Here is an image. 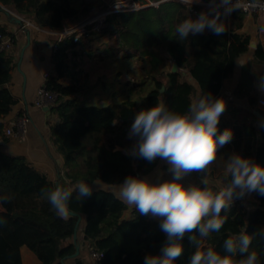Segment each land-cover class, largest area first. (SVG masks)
Here are the masks:
<instances>
[{"label": "trees", "instance_id": "obj_1", "mask_svg": "<svg viewBox=\"0 0 264 264\" xmlns=\"http://www.w3.org/2000/svg\"><path fill=\"white\" fill-rule=\"evenodd\" d=\"M98 5L99 0H0V14L2 8H7L35 27L59 32L64 20L87 18ZM206 7L207 0L203 5L193 4L191 10L197 15ZM188 12L187 5L173 1L116 12L106 17L100 32L89 34L87 43H74L71 37L55 42L54 71L44 85L57 95L50 111L57 114L58 120L49 126V131L50 142L63 164L58 181L54 182L24 156H9L0 150V196L10 198L0 203V264H22L23 246L35 255L39 264H86L79 256L70 258L75 253L73 235L78 218L58 217L41 189L58 184L75 189L80 181L115 186L128 175L145 177L155 168L157 160L149 163L129 154L136 140L128 136L135 115L156 105L157 98L163 99L170 109L184 112L201 91L219 97L237 59L249 49L250 37L239 34L245 15L240 10L233 11L225 20L227 31L219 36L205 30L195 36L189 34L183 42L170 39L175 25ZM23 26L18 25L17 31ZM0 36L10 38L14 50L15 36L5 28H0ZM103 36L111 43L105 51L110 52L111 47L121 51L114 63L125 66L124 72L131 74L128 69L135 60L142 63L144 73L139 75L137 85L118 79L108 87L106 81H98L87 89L86 74L80 83L78 74L82 71L70 59ZM79 46L82 49L77 50ZM168 61L182 72L165 71ZM14 68V55L0 50V121L16 104L7 88ZM260 76H264V51L257 45L253 59L241 67L234 91L238 98L247 97L248 106H229L226 109L229 116L220 117L217 136L225 129H230L233 136L219 149L216 162L209 168L210 174L219 173L222 177L227 157L234 152L264 166V125L255 127L252 122V111L262 91L258 86ZM95 87H100L105 99L94 101L93 97H98L92 91ZM4 136L0 123V138ZM230 179L227 175L225 185ZM77 194L78 189L72 194L69 210L81 216L77 233L82 226L88 247L103 255L95 264H144L146 255L160 254L166 234L161 231L159 221L139 214L136 209L131 219H123L127 207L109 191L92 190L91 196L80 201ZM253 194L256 203H247L245 211L236 203L222 211L221 215L227 212L224 226L204 241L206 246L222 251L228 235H238L244 230L252 234L264 228V196ZM189 235L180 241L183 252L174 264H190L195 249ZM249 250L256 251L259 264H264V239L254 236Z\"/></svg>", "mask_w": 264, "mask_h": 264}, {"label": "clouds", "instance_id": "obj_2", "mask_svg": "<svg viewBox=\"0 0 264 264\" xmlns=\"http://www.w3.org/2000/svg\"><path fill=\"white\" fill-rule=\"evenodd\" d=\"M182 2L189 7L188 15L175 25L174 35L169 36L181 42L189 34L195 36L205 30L222 35L227 31L225 20L233 11L259 6V0L243 5L240 0H207L206 10L193 18L190 15L192 5L204 4L205 0ZM120 7L117 0L116 9ZM258 86L264 90V76H260ZM157 99L156 105L135 115L128 136L136 140L129 154L149 163L158 158L165 161L166 171L172 178L160 179L163 172L155 182L147 177L128 175L119 184L117 193L124 204L134 207L139 214L159 218L160 229L166 234L160 254L146 255L144 264H174L182 255L180 241L186 234H191L188 239L195 249L190 264H259L257 252L249 249L254 236L264 239V228L252 234L244 230L238 235H228L222 251L204 244L212 233L222 229L227 212L221 213L229 209L235 199L253 192L264 196V166L235 152L227 157L229 182L218 190L210 185L209 168L216 162L219 149L233 136L230 129L217 136L219 120L226 109L225 99L201 91L184 112L170 109L163 99ZM192 173L200 174V183L186 185L184 178ZM77 189L79 201L92 194L91 185L84 181L78 182L75 189L58 184L54 188H42L41 193L55 214L67 219L71 215L69 201ZM9 200V197L0 196V203Z\"/></svg>", "mask_w": 264, "mask_h": 264}, {"label": "crops", "instance_id": "obj_3", "mask_svg": "<svg viewBox=\"0 0 264 264\" xmlns=\"http://www.w3.org/2000/svg\"><path fill=\"white\" fill-rule=\"evenodd\" d=\"M114 1L115 0H99V5L92 13V15L83 19L78 18L64 20L63 28L59 32H51L35 27L29 22L25 21L23 18L22 20H24V26L22 27L21 31H17L18 25L8 22L6 16L4 14H0V28H5L7 32L13 34L17 41V45L16 47H14V50L12 52V54L14 55L15 68L11 72V81L7 85L8 90L16 98V104L12 108L11 112L0 121V123L3 124V133L6 128L11 127V124L16 122L22 116H25L27 118L25 136L22 138L6 136H4L3 138L1 137L0 150L9 156H24L33 167L46 174L54 182L58 181L59 170L61 169L63 162L61 156L55 152V149L50 142L49 126L56 123V121L58 120V116L56 113H53L50 110H39L33 106L36 92L44 82V74H53L54 62L52 60V55L55 52V42H57L61 36L62 39L68 38L66 36L67 32L72 31L79 24L83 23L85 20L93 16L97 15L100 16L102 20H105L106 11ZM127 1L132 2L133 0ZM141 1L144 4H148L146 5L147 7L144 6V8L141 9H146L150 6H154V3L152 4L148 0ZM157 3L159 4V2ZM11 12L14 13L13 11ZM26 31L29 33L28 47H26L28 42ZM89 34L81 40L82 43L88 42ZM239 34L249 36L250 44L248 52L237 59L232 76L229 79L225 80L223 83V89L219 97H223L225 99L226 109L229 106H233L236 108H246L248 106L247 97L238 98L234 96V91L240 79L241 67L246 65L253 59L257 45H260L262 50L264 51V13L257 16H245L243 26L239 31ZM95 43L96 42L88 45V47H91L92 45L94 46ZM47 46H51L53 48L50 56H46L42 52L43 48ZM24 48L25 50L23 53V57L20 59V53ZM90 52V49L86 50L87 54H85L84 52H78V57L76 58H80V56L82 55L88 56ZM172 68L173 63L171 61H168V65L165 71L171 72ZM130 72L131 74H137L139 72L138 67L134 65L131 66ZM140 72V74L144 73L143 70H140ZM176 72L182 71L177 68ZM184 77L183 80L185 79ZM132 84L137 85V83L135 82H133ZM92 91L96 93V96H98L93 97L95 102L98 101L99 98H106L103 91L100 90V87H95ZM101 93H103V96L100 95ZM259 99H264V90L260 92L258 100ZM109 101L110 100L107 99V102ZM226 109L221 116H229V114L226 113ZM255 112H258L261 118H257V116L254 115ZM263 112L264 108L260 107L257 101V106L252 111V114L254 116L252 122L255 127L264 125ZM156 163L157 165L155 166V168L145 177H147L150 181L155 182L157 178L160 177V173L163 172V176L160 177V179H171V174L166 171L168 167L167 163L159 158L157 159ZM208 178L210 185L213 186V190H218L219 187L225 186L227 174L225 172L223 176L220 177L219 173H208ZM200 179V174L192 173L184 178V183L186 185L191 183L199 184ZM91 188L93 191L100 189L109 191L118 198L117 193L119 191V185L109 186L97 181L91 185ZM126 207L127 209L124 212L123 219L129 220L133 217L135 208H132L128 205H126ZM148 216L160 222L159 218L152 217L151 215ZM81 229L82 226L79 228V231L77 233L79 257L86 264H95V262H93L89 257L90 248L84 241ZM20 255L22 264H39V261L37 260L35 255L27 247H21Z\"/></svg>", "mask_w": 264, "mask_h": 264}, {"label": "built area", "instance_id": "obj_4", "mask_svg": "<svg viewBox=\"0 0 264 264\" xmlns=\"http://www.w3.org/2000/svg\"><path fill=\"white\" fill-rule=\"evenodd\" d=\"M102 1V0H101ZM121 1V2H120ZM176 2L182 3V0H175ZM115 2V1H114ZM112 3L108 10L106 11V16H109L112 13L116 12H127L134 10V6L127 1V0H119V3L121 4V7L119 10L116 9V3ZM251 0H240V3L248 4ZM240 11L243 12L245 16H257L264 13V2L259 1V6L255 9L251 8H244L242 7ZM192 15H196V12L194 10H191ZM104 20L100 16H93L87 20H85L83 23L79 24L76 28H74L72 31L67 32V37H71L74 43H79L83 38L88 36L91 32H100L102 28ZM0 50L4 51L6 53H12L13 52V45L11 43V39L8 37H1L0 36ZM62 36L58 41H61ZM49 77V74H44V82L39 87V89L36 92V97L33 102V106L39 110H50L51 107L55 105V102L57 100V95L53 92L49 91L45 87V81ZM258 105L262 108H264V99L258 100ZM26 124H27V118L25 116H22L20 119H18L16 122L11 124V127L6 128L4 131V135L6 137H24L26 134ZM236 203L238 206L243 207V210L245 211L246 207L245 205L247 203H256V200L254 198V194H248L245 197L235 200L232 205ZM231 205V206H232ZM89 257L93 262L99 261L103 255L102 253H98L92 249H89Z\"/></svg>", "mask_w": 264, "mask_h": 264}, {"label": "rangeland", "instance_id": "obj_5", "mask_svg": "<svg viewBox=\"0 0 264 264\" xmlns=\"http://www.w3.org/2000/svg\"><path fill=\"white\" fill-rule=\"evenodd\" d=\"M117 0H115L114 3H116ZM164 1V0H163ZM121 2V1H120ZM174 2V1H173ZM132 6L135 5V9H141L147 7L141 0H133L130 2ZM153 4V3H152ZM158 3H154V6H157ZM82 44V42L80 43ZM132 44H134L132 42ZM111 43L108 42L107 37L103 36L100 38L99 41H97L94 46L92 45L91 47L84 46V52L86 54V50L90 49L91 54L88 56L82 55L80 58H73L70 59L71 62H74L78 65V70L82 71V74H78V78L80 79V83L83 81V77L86 74L88 83H86V88L90 89L96 82L98 81H106L105 85L108 87L111 82L116 81V80H121L123 83H139V75H140V70H142V63L139 62L138 60H135L131 66H137L139 72L137 74H128V72H124L125 66H121L119 63H114V60H119L120 58V53L121 52L119 49L111 47L110 52L105 51V49L109 48ZM88 47V48H87ZM120 47L122 45L120 44ZM82 49L77 47V50ZM130 70V68L128 69ZM123 71V73H118ZM68 82V81H64ZM97 88V87H96ZM95 95V92H94ZM100 95L103 96V93ZM56 179V177H55Z\"/></svg>", "mask_w": 264, "mask_h": 264}, {"label": "water", "instance_id": "obj_6", "mask_svg": "<svg viewBox=\"0 0 264 264\" xmlns=\"http://www.w3.org/2000/svg\"><path fill=\"white\" fill-rule=\"evenodd\" d=\"M168 1L169 0H164L163 2H168ZM161 2H159V3H161ZM174 2H176V1H174ZM1 11L6 16L8 22H10L12 24H15V25L23 26L24 20H22V18H20L16 14L12 13L11 11H9L6 8H2ZM26 35H27V41H28L26 47H28V45H29V33L27 31H26ZM24 50H25V48L22 49V51L20 53V59L23 57ZM52 50H53V48L51 46H47V47L43 48L42 52L46 56H50L51 53H52ZM176 70H177V66L175 64H173V68H172L171 72H176ZM44 111H48V110L44 109ZM254 115L257 116V118H261V116H260V114L258 112H255ZM70 213H71V216H76L78 218V221H77V224H76V227H75V232H74V235H73V241H74V244H75V253L70 256V258H76V257L79 256V245L77 244V227H78V224L80 222L81 216L79 214H74L72 212H70Z\"/></svg>", "mask_w": 264, "mask_h": 264}]
</instances>
